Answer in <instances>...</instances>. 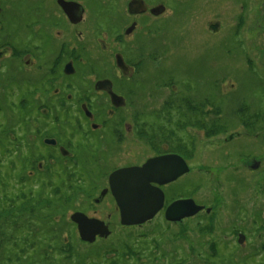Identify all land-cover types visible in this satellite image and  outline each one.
Instances as JSON below:
<instances>
[{
  "label": "flooded vegetation",
  "instance_id": "obj_1",
  "mask_svg": "<svg viewBox=\"0 0 264 264\" xmlns=\"http://www.w3.org/2000/svg\"><path fill=\"white\" fill-rule=\"evenodd\" d=\"M9 1L0 0V201L26 198L34 202L33 196L43 199L47 194L59 202L69 200L65 219L76 228L70 232L81 241L72 220L77 212L105 222L110 236L114 217L121 227H167L169 237L141 235L135 243H125L123 254L115 250L119 255L110 264H227L231 257L238 264H264V218L260 220L264 209L257 207L260 225L256 226L255 204L248 208L235 185L229 206L200 202L197 204L203 209L197 214L178 221L166 218L172 203L192 198L170 196L169 191L171 185L185 181L198 150L199 141L186 131L199 129L183 130L182 111L190 107L189 115L197 123V103L208 101L206 112L213 111L215 105L209 94L200 96L186 86L180 89L174 77L167 79L169 83L163 79L164 72L172 69L166 60L176 51L177 41L196 30L206 31L204 5L196 15L192 3L196 0H178L182 17L175 18L169 0H29L36 2L35 15L17 17L18 29L11 30L14 19L8 18ZM212 1V18L219 20L210 24L214 34L225 27L227 36L244 49L249 74L255 75L258 66L250 48L254 50L258 44L257 33L264 37V0ZM223 12L228 13L225 21ZM96 13L105 19L104 26L92 25ZM61 20L67 28H60ZM148 58L153 65L146 63ZM244 104L231 110L228 129L236 124L246 130L248 118L258 109ZM142 148L149 154L137 159ZM176 154L188 163L190 171L164 185L153 182L164 191L163 208L145 223L122 225L110 175L123 168L141 167L154 157ZM256 161V157L249 160L244 169H259L261 165L254 168ZM18 162L23 167L16 175ZM78 166L99 177V182H94L95 194L86 195L81 189L77 198L74 172ZM5 168L10 169L9 176L3 174ZM55 173L60 180H52ZM249 180L250 187L242 193L248 190L250 206L255 195ZM109 197L111 213L94 208ZM88 201L93 208L85 212L82 207ZM55 218L57 222L63 219ZM132 256L138 258L133 261Z\"/></svg>",
  "mask_w": 264,
  "mask_h": 264
},
{
  "label": "rangeland",
  "instance_id": "obj_2",
  "mask_svg": "<svg viewBox=\"0 0 264 264\" xmlns=\"http://www.w3.org/2000/svg\"><path fill=\"white\" fill-rule=\"evenodd\" d=\"M168 3V7L174 11V17L181 18L182 11L180 10V6L182 5H180L178 0H169ZM192 3L193 11L196 15L202 12L199 9L204 5L205 19L208 21L207 29H205V32H198L196 30L191 36L186 38L182 36L180 41H177L176 51L171 56H167V65L173 66L172 69L168 68V70L164 72V82L169 83L170 81L167 79L172 80V77H174L175 80L173 82L176 86L178 84L180 89H185L186 86V89L190 88L193 92H198L200 96L209 94L215 105L217 107H222L224 114H221L223 116L221 117L226 124L231 119V110L233 111L238 105L241 106V104L244 103L246 104V108L258 109L264 113L263 34H256V42L258 44L254 50V47L250 48L252 50L250 54L254 57L255 64L258 66L255 75H250L249 68L246 64V53L244 49L237 46V44L232 41V38L227 36L228 32L225 27L220 33L218 32L214 34L215 30L210 24L219 20L212 18V15H214L215 12L213 1L196 0ZM35 4L36 2H30L29 0H10L8 7L11 9L9 10L8 18L14 20L13 26H9V29H18L16 27L18 22L17 17H26L30 19V16H34L36 12ZM96 14L98 16L93 18L92 25L95 26V28L104 26L106 24L105 19L101 17L100 13ZM224 15L226 17L228 13L222 15V21H225ZM254 15L256 19L257 13L255 12ZM60 25V28H67V23L64 20H61ZM217 30L219 31V28ZM104 59H106V57H104ZM147 62H149V58L146 60V63ZM106 63H108V60ZM149 63H152L153 65L154 61ZM149 63L147 65L145 64L144 67L148 66ZM234 126L237 128L231 126L227 133H221L215 138V140L211 139L212 142L209 143L208 140L210 138L208 139L203 131H195V129L191 128L187 129V134L192 136L195 142L199 141L197 144L198 150H196L197 153L195 155L196 158L191 161L192 171L188 173L185 181L171 185L169 189L170 196L177 194L188 197L190 196L197 201V203H206L210 206L213 203L223 202L225 207V205L229 206L234 201L231 190L235 185V188L241 192L239 199L244 204L247 203L248 208L255 204L256 210L257 207L264 209V198L262 196V193L264 192V126L259 129V133L257 134H251L247 129L239 128L236 124ZM232 137L236 138L231 139ZM1 142L5 143L3 138H1ZM143 150L146 149H139L141 153L137 155V159H142L141 157L143 155L149 154V152ZM124 157L126 159L125 155ZM255 157L257 158L256 162H258L261 167L254 171H247L244 169L246 167L245 164ZM117 161H120V159ZM122 162H124V160H122ZM18 165L19 169L14 172L16 175L20 173L21 168L23 167L20 162H18ZM9 172V168L3 170L4 175L9 176ZM74 173H76V185H80L86 195L89 194L91 196L95 194L94 182L96 181L98 183L99 177L96 174H92L88 171L86 172L82 166H78ZM42 175L45 177V174L42 173ZM52 176V180L55 181L60 180L61 178V176L56 173ZM39 177L40 175L37 176V179H39ZM247 177L251 179L255 195V199L250 206L248 190L242 193L244 189L250 187L248 184L250 180L248 181ZM245 179L248 182H245ZM80 192L81 190L79 192L77 191V198L81 197L79 194ZM2 193H5V188L2 189ZM5 201L4 198L0 203ZM112 203V198L109 197V199H106L103 204L94 208L104 211L107 215V212L111 213V208L113 207ZM90 208H93V205L88 201V203L82 207V210L86 212V210ZM69 214H71V212L68 213V216ZM257 214L258 210L256 211V215ZM262 214L264 215V211ZM259 216L260 215L256 216L258 221L256 226L260 225L258 219ZM225 217H227V215H225ZM263 218L264 217H260V220ZM115 219L116 218L114 217L110 220V223L113 225L112 227H114L112 235L107 239L98 238L96 242L90 244H85L76 237L77 235L72 234L76 231V228L69 223L68 229H64L63 237L67 239L70 237L74 249L73 251L75 253L73 255L71 253V257L67 260V257L62 256L56 251V253L53 254L56 258V260L53 261V264H110V260L113 257L115 258L119 254L124 253L125 243H135V241L141 239V235L147 234L153 236L152 234L155 233L154 236H158L159 234H165L168 236V229H166V226L158 228L150 226L139 230L136 227H121L119 225V219L118 221H115ZM44 223L41 222L42 225H44ZM262 224L264 225V223ZM48 229L49 227L44 225L42 229L45 235L44 238L49 237ZM36 230L38 231V228L34 227V229H28L26 233L35 232ZM10 232L15 233L12 230ZM36 232L32 235V239L37 238L40 240L41 236L37 235ZM15 234H17V238L20 240V236H18L19 234ZM41 248L42 244H39L31 250L28 249L27 256L31 262L34 263L39 261L40 264H46L44 261V255H41L40 252ZM115 250H117L119 254ZM5 255L7 257L15 258L18 253H16V249L12 248V250L7 251ZM130 258L135 261L138 256H132ZM227 264H238V262L235 258L231 257L228 258Z\"/></svg>",
  "mask_w": 264,
  "mask_h": 264
},
{
  "label": "trees",
  "instance_id": "obj_3",
  "mask_svg": "<svg viewBox=\"0 0 264 264\" xmlns=\"http://www.w3.org/2000/svg\"><path fill=\"white\" fill-rule=\"evenodd\" d=\"M207 102L201 101L196 105L198 111L196 115L197 123L193 121L194 117L189 115L188 110L190 107H187L185 111L183 110L182 127L184 131L188 127L198 128L209 139L217 137L223 132L227 133L230 129L227 128L226 122L222 118L221 114L224 113L221 112L219 106L214 105L213 111H205ZM192 107L195 108V106ZM248 120L247 131L251 134H257L259 129L264 126V113L259 110L253 111ZM81 189L83 190L80 185H77V191L79 192ZM33 197L34 202H31V200L29 202L22 197L23 201L4 202L0 205V264H40L39 261L31 262L27 256L28 249L31 250L39 244H42L40 252L41 255H44L46 264H53V261L56 260L53 254L56 251L67 257V260L71 257V253L72 255L75 253L70 237L68 239L63 237L64 229L67 230L69 224L65 219L66 212L69 209L67 206L69 200L59 202L57 197L48 194L43 199ZM58 216L63 217L62 221H56L55 217ZM41 222H45L44 225L49 227V237L44 238L45 235L42 230L44 225ZM34 227L38 228V231L35 232L41 236L40 240L37 238L32 239L35 232L26 233L28 229H34ZM11 230L19 234L20 240L17 238V234L10 232ZM12 248L16 249V253H18L15 258L5 255Z\"/></svg>",
  "mask_w": 264,
  "mask_h": 264
},
{
  "label": "water",
  "instance_id": "obj_4",
  "mask_svg": "<svg viewBox=\"0 0 264 264\" xmlns=\"http://www.w3.org/2000/svg\"><path fill=\"white\" fill-rule=\"evenodd\" d=\"M67 10V9H66ZM123 69L124 63L118 61ZM258 162L254 168H258ZM190 171L188 163L179 155H164L148 160L141 167L123 168L110 175V189L120 209L121 224L134 226L153 219L164 206L165 194L153 182L160 185L176 181ZM203 206L194 199H178L166 210V218L178 221L197 214ZM72 220L79 228L80 239L87 243L96 242V237L108 238L109 227L102 220L88 218L83 213L72 215Z\"/></svg>",
  "mask_w": 264,
  "mask_h": 264
}]
</instances>
